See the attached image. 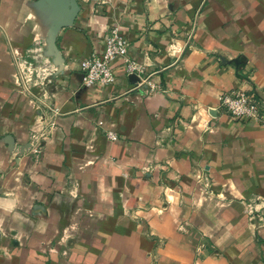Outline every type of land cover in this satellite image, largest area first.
<instances>
[{
  "label": "crops",
  "instance_id": "0c3cea01",
  "mask_svg": "<svg viewBox=\"0 0 264 264\" xmlns=\"http://www.w3.org/2000/svg\"><path fill=\"white\" fill-rule=\"evenodd\" d=\"M115 26L139 69L86 86ZM46 36L53 127L13 60ZM234 91L264 101V0H0V264H264V122Z\"/></svg>",
  "mask_w": 264,
  "mask_h": 264
},
{
  "label": "built area",
  "instance_id": "2783aa9c",
  "mask_svg": "<svg viewBox=\"0 0 264 264\" xmlns=\"http://www.w3.org/2000/svg\"><path fill=\"white\" fill-rule=\"evenodd\" d=\"M41 45V40H36V45ZM130 43L126 36L123 34L121 29L118 26L112 27L109 29L106 40H105V49L100 54H92L89 57H85L81 61V70L83 73V83L86 86H92L94 84L100 83L104 85H109L114 82L116 73L113 68V62L116 58L122 57L124 59V66L126 73L131 76L134 75L138 69V62L133 60L129 54ZM41 46L36 48L40 49ZM30 52L32 50H29ZM21 52L15 51L14 62L19 72V76H23L24 71H26L25 64H20V60L23 54ZM48 56V54H45ZM36 57V56H33ZM51 57H47L44 60L45 67L40 68L41 72L46 74V78L51 77L56 74L54 70V60L51 62ZM28 70L30 74H34L40 77L38 68L35 66H29ZM42 78V79H46ZM31 79V78H30ZM27 79V82L30 80ZM39 86L45 84V81H38ZM48 84V83H47ZM25 88L29 92V96L32 99L33 104H35L38 110L45 108L49 113V120H51V127L54 126V116L58 114V110L53 106L50 101V95L47 90L42 93H35L31 90L26 83H24ZM149 88L145 90L148 94H152L157 90H160V86L153 82L149 83ZM220 105L223 110L231 114L236 118H245L252 119L256 121L264 122V101L260 100L254 92L250 91H234V92H225L220 98ZM102 122H100V125ZM50 127V128H51ZM48 137L46 131L34 132L30 137V148L27 151L35 160L39 161L42 159L44 150H45V140ZM108 137L110 139H115L117 135L113 132H108ZM199 179H204V175H199Z\"/></svg>",
  "mask_w": 264,
  "mask_h": 264
},
{
  "label": "rangeland",
  "instance_id": "374dc122",
  "mask_svg": "<svg viewBox=\"0 0 264 264\" xmlns=\"http://www.w3.org/2000/svg\"><path fill=\"white\" fill-rule=\"evenodd\" d=\"M39 39L41 40V45L40 44H39V46L36 45V40H38V39H36V40L32 41V43L27 48L20 51L21 52L20 54H23V56L20 60V64L21 65L25 64V66H26V71H24L25 73H23V76H21V77L19 76V72H18L17 67L15 65V62H14V65L16 67V74H15L16 85H18L22 89V91L29 97V99H30L29 101L32 105H33L32 99L29 96V92L25 88L24 83H26L27 86L31 90H33L35 93H42L43 91H45L49 86L48 84L50 81V77L46 78V74L41 72L40 68L45 67L44 60L47 59L48 56L52 58L51 62L53 61V57L50 53V47H49V42H50L49 36L39 37ZM40 46H41V48L37 49L38 51H36V48L37 47L39 48ZM29 50H32V51L30 52ZM45 54H48V56H46ZM33 56H36V57H33ZM13 60H14V58H13ZM32 65L38 68V71L40 73V77H38L36 75V72L34 74H30L28 67L29 66L31 67ZM53 66H54V63H53ZM42 78H46V79H42ZM27 79H30V80L27 82ZM42 80L45 81V84L40 87L38 81L40 82ZM208 181H209V177L205 176L204 182L208 183ZM209 187H208V189H209ZM250 213L252 214L253 211H251ZM253 214H252V216H253Z\"/></svg>",
  "mask_w": 264,
  "mask_h": 264
}]
</instances>
